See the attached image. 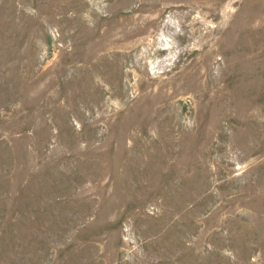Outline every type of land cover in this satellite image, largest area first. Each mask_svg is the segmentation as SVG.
<instances>
[{
    "label": "rangeland",
    "instance_id": "rangeland-1",
    "mask_svg": "<svg viewBox=\"0 0 264 264\" xmlns=\"http://www.w3.org/2000/svg\"><path fill=\"white\" fill-rule=\"evenodd\" d=\"M0 264H264V0H0Z\"/></svg>",
    "mask_w": 264,
    "mask_h": 264
},
{
    "label": "bare ground",
    "instance_id": "bare-ground-1",
    "mask_svg": "<svg viewBox=\"0 0 264 264\" xmlns=\"http://www.w3.org/2000/svg\"><path fill=\"white\" fill-rule=\"evenodd\" d=\"M170 22V21H169ZM170 24V23H169ZM166 25V24H165ZM179 25V24H178ZM169 26V25H168ZM177 26V25H176ZM175 26V27H176ZM166 28H167V25L165 26ZM170 27V26H169ZM174 29V28H173ZM176 29H178V28H176ZM172 31V30H171ZM173 32H175V30L173 31ZM169 33V32H168ZM170 34V33H169ZM166 35V34H165ZM176 35V34H175ZM178 35V34H177ZM171 36V35H170ZM167 37V39L165 40V41H169V44L171 45L173 42H171L170 41V39L169 38H171V37ZM178 37V36H177ZM164 41V40H163ZM171 47V46H170ZM169 47V48H170ZM172 49V48H171ZM170 49V50H171ZM160 50V49H159ZM169 51V50H168ZM161 52V51H160ZM158 53V52H157ZM165 53V52H164ZM166 54V53H165ZM171 59H173L172 57L170 58V59H167V58H165L164 60H162L160 63H159V66H158V68L159 69H161V68H163L164 67V65L166 64V62H168V61H171ZM169 65V64H168ZM208 69V68H207Z\"/></svg>",
    "mask_w": 264,
    "mask_h": 264
}]
</instances>
